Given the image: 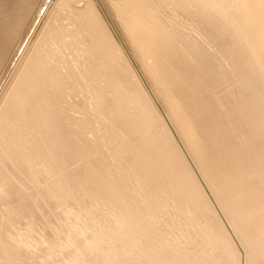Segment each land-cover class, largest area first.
Masks as SVG:
<instances>
[{
	"label": "bare ground",
	"instance_id": "bare-ground-1",
	"mask_svg": "<svg viewBox=\"0 0 264 264\" xmlns=\"http://www.w3.org/2000/svg\"><path fill=\"white\" fill-rule=\"evenodd\" d=\"M42 2L0 0V68L19 25L42 35L0 89V264H264V0H52L34 16ZM180 15L217 54L170 32ZM54 18L69 20L63 37L73 39L49 35ZM229 80L239 84L224 91ZM91 110L133 122L129 136L164 158L150 201L123 193L111 154L87 135ZM161 126L170 134L160 141ZM182 146L191 160L172 157ZM199 198L205 214L188 215ZM169 203L189 235L143 219L142 209L154 217Z\"/></svg>",
	"mask_w": 264,
	"mask_h": 264
},
{
	"label": "rangeland",
	"instance_id": "rangeland-1",
	"mask_svg": "<svg viewBox=\"0 0 264 264\" xmlns=\"http://www.w3.org/2000/svg\"><path fill=\"white\" fill-rule=\"evenodd\" d=\"M52 0H44V3H41V7H38V9L35 12L34 16H44L45 10L48 7L49 2ZM57 1V0H55ZM16 9V8H15ZM42 9V11H40ZM200 9V8H199ZM57 17L59 15L63 14V11L57 10L55 13ZM29 17H26L25 20H27ZM69 20L68 19H63V20H56L55 18L52 20L53 25L56 27L52 29L51 34H58L61 37L63 35H66V29L65 28H70L71 25L68 24ZM169 26L170 32H178L180 34H186L189 36H192L198 41L200 44H204L206 47L204 48L205 50L208 51H214L216 54L217 52L215 51V48L212 45V42H209L207 37L204 34L197 33L195 28H194V23L191 21V18L185 17V15H180V16H175L171 18V22H167ZM35 24V22H34ZM36 29L33 28V25L31 23L25 22L24 25H19L17 28V41L14 42L15 44L14 48H11L10 50H6L4 54V59L6 58L4 64L1 66L0 71V89H3L8 85L9 82H11V77L16 71V67L19 66V63L24 59L27 53V48L32 46L33 40L35 37H42L41 34L36 35ZM86 33V32H83ZM84 35V34H83ZM81 34L78 35L80 37ZM70 38L69 36L63 37V41H69ZM43 46H38V48H41ZM83 53V52H81ZM85 53V52H84ZM75 54V52H74ZM224 67L228 68V66L225 64ZM76 71V70H75ZM56 72V71H55ZM87 74V72H85ZM56 76V75H55ZM55 78V77H54ZM66 82H74L73 80L69 78L64 79ZM56 82L57 80H53ZM235 80H229V82L225 85H223L225 88L224 91L227 89H234L238 86L239 82H234ZM32 85L38 87L39 85L42 86V79L34 80L32 82ZM68 87H71V83H67ZM108 93H105V90L103 89L101 93H98L99 96H104L107 95ZM125 97L119 102L123 105L124 109L127 110L128 112L132 113L134 110L128 107L127 104H129L128 96L127 93H124ZM132 95V93H129ZM63 97H65V100L68 101L70 99L71 93H62ZM140 95V93L137 94V96ZM232 95H235L233 93ZM13 98H16L15 95ZM12 98V99H13ZM19 101L18 99L15 100V102ZM120 104V105H121ZM33 110H31V115H34L39 109V103L34 102L32 103ZM60 109V108H59ZM121 110V109H120ZM69 113V110H67ZM82 110L78 109L76 111H71L70 114L76 116V117H81L82 116ZM57 113V112H56ZM105 117L98 113L95 112L94 110H91L88 119L91 121L90 124V130L87 132V135L89 138H94V140L99 144V146L104 149L108 150L111 154V161L110 164L113 165L114 173L119 179V183L122 187V191L125 195H129L130 197H134L137 200H143L144 202H148L151 200V194L152 192L149 191L147 183H150L151 186L154 187V189L158 190L161 189L159 184H162L164 179L157 180L159 179V174L167 170V165H162V162L164 161V158L160 157L159 159L157 158H150L148 155L145 154L144 146L143 144L146 143L145 140H140L138 138H134L129 136L131 133V130L128 129L132 125H134L133 122L128 123L127 126L121 127L118 124H115V121H111L114 118V114L112 112H108V117L104 119ZM136 120L139 122V118L136 117ZM112 124V126H111ZM112 127V128H111ZM166 133L170 134V131L166 127H156L154 131V135L156 136V139H160L161 134ZM126 139V140H124ZM114 146L112 149L111 146ZM136 145H139L136 147ZM72 147L70 146V149ZM141 148H143L142 153L140 152ZM134 152H137L138 156L142 159V164L145 167V171L142 170L138 164H135L132 161V158H135L133 155ZM162 152V150H161ZM190 149L186 146L181 147V151L178 148H173L171 155L172 157H181L182 159L186 160H191L190 156ZM199 158V157H198ZM157 162V163H156ZM155 163V164H154ZM164 163V162H163ZM156 164H161L156 166ZM151 178V179H149ZM217 181L215 182V187L218 189L221 185V181L224 179H221L220 175L217 177ZM154 181V182H153ZM227 183V180H226ZM157 184V186H156ZM187 191L189 190L188 185L185 184ZM172 186H175L173 184L168 185L169 188ZM205 189L207 193H209V190L206 188ZM177 190V189H176ZM35 192V189L33 188L32 190ZM182 191V189L180 190ZM187 191L185 194H187ZM173 193V192H171ZM171 193L168 191L165 193V195L168 197V201L171 203H174V201L171 199ZM169 203L165 208L160 210V213L158 215L152 217L153 215L148 214L145 209H142L143 213V219H146L148 221H154L156 220V225L160 226L162 229H166L169 231L171 228L175 231L177 235H189L187 232H192L194 231L193 228L191 227H185L182 226L178 228L179 224L178 222H184V218L181 215V212H177L173 205ZM188 215L195 214L198 212V214H205V205L202 203V199L199 198L196 201L195 206H192L191 204H188ZM201 221L205 219V216H200ZM179 242L180 247L188 248L189 251H196L200 249V246L195 245V243H192L190 241H186L184 237H178L177 238ZM192 243V244H191ZM216 244V243H215ZM218 244V243H217ZM215 247L211 248L209 251L214 252ZM207 254L209 255L208 250L206 251ZM88 256V255H87ZM208 257V256H207ZM90 257H87V260H89Z\"/></svg>",
	"mask_w": 264,
	"mask_h": 264
},
{
	"label": "snow or ice",
	"instance_id": "snow-or-ice-1",
	"mask_svg": "<svg viewBox=\"0 0 264 264\" xmlns=\"http://www.w3.org/2000/svg\"><path fill=\"white\" fill-rule=\"evenodd\" d=\"M40 11H42V9H40Z\"/></svg>",
	"mask_w": 264,
	"mask_h": 264
}]
</instances>
